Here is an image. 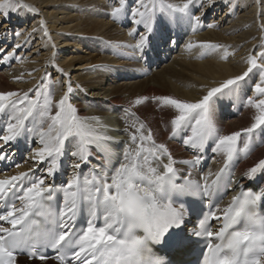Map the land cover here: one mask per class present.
<instances>
[{
	"label": "snow or ice",
	"instance_id": "6c2138e0",
	"mask_svg": "<svg viewBox=\"0 0 264 264\" xmlns=\"http://www.w3.org/2000/svg\"><path fill=\"white\" fill-rule=\"evenodd\" d=\"M213 3L215 0H207L208 7ZM197 7L201 9L199 15L194 12ZM203 8L200 0H113L108 14L117 22L131 17L134 27L128 35L135 43L125 46L139 52L143 59L157 39L176 43L165 35L170 26L187 25L192 33L205 27ZM18 9L37 12L23 0H0V14L7 16L9 10ZM40 28L49 37L43 21ZM20 47L16 43L11 51L0 49V63L13 59L22 62L16 53ZM184 47L188 53L198 49L197 59L216 55L227 61L234 55L230 46L212 42L189 40ZM259 47L261 51L247 57L246 71L207 86L195 101L162 95L132 102L136 106L151 99L159 108L170 110L169 139L179 137L186 148L193 150L196 154L190 160H176L166 144L157 143L152 130L135 118L131 107L124 110L135 118L124 129L130 143L122 152H114L112 145L119 141L108 135L99 117L78 115L71 102V79L62 82L66 91L58 100L54 99L47 74L26 92H0V161H11L15 152L10 149L23 141L30 148L33 162L27 172L0 178V264H17L18 255L45 264L49 259L47 249L55 251L57 264H173L167 259L169 254L191 251L200 240L204 241L200 253L203 259L198 264H264V211L260 210L264 188H241L224 207L214 203V198H222L221 188L234 183L232 163L264 143L259 139L264 135V36ZM97 67L103 66H93ZM254 70L259 79L251 89L253 95L243 104L255 110L252 122L239 131L223 134L214 118L217 101L239 100L246 95ZM58 71L68 75L63 69ZM22 79L23 74L14 77ZM209 141L212 151L223 157V166L202 173L199 180L191 179L189 171L179 183L176 165L195 168L201 163L199 153ZM32 143L37 146L31 147ZM93 148L102 163L84 173L82 167L90 163ZM66 155L75 158L68 165L72 173L57 183ZM40 165H45L44 175L36 176ZM243 175L250 181L264 176V159ZM205 202L207 211L200 207ZM190 213L196 214L195 221ZM213 221L219 224L215 231Z\"/></svg>",
	"mask_w": 264,
	"mask_h": 264
},
{
	"label": "bare ground",
	"instance_id": "6f19581e",
	"mask_svg": "<svg viewBox=\"0 0 264 264\" xmlns=\"http://www.w3.org/2000/svg\"><path fill=\"white\" fill-rule=\"evenodd\" d=\"M168 2L180 3L181 0ZM23 3L36 8L37 12L29 13L18 9L15 12L9 10L10 14L7 16L0 14V49L11 51L16 43H20L21 47L16 49V53L22 58V62L14 59L0 63V92H26L35 88L41 82V77L47 74L53 86L54 99L58 100L66 91L62 82L71 79L74 87L71 102L77 107L78 115L99 117L108 129V135L119 141L118 144L112 145L113 151L117 153L122 152L125 145L130 143L128 133L124 129L138 118L152 130L157 143L167 145L176 160L192 159L196 153L186 148L179 137L169 139L168 122L172 118L170 110L159 108L151 99L136 106H132V102L139 97L162 95L195 101L204 94L207 86H215L219 81L246 71L247 57L261 51L259 45L261 37L264 36V0H215L211 7H208L207 0H200V3L204 4L202 22L205 27L192 33L187 25L170 26L165 30V35L176 43L165 44L157 39L146 50L144 58L140 59L139 52L125 46L135 43L128 35L129 30L134 27L131 17L117 22L108 14L113 0H23ZM200 11L199 7L194 9L197 15ZM41 21L44 22L50 39L43 35ZM208 24L217 26L208 28ZM17 32L21 33L19 37L15 35ZM189 40L230 46L229 51H233L234 55L227 61L220 60L216 55L197 59L198 49H194L192 53L185 51L184 46ZM80 41L89 51L79 46ZM154 59L160 62L162 60L158 66L160 68L148 70L146 64ZM51 61H54V64L50 63ZM58 69H63L68 75L64 76ZM144 73L150 74L149 77L136 81ZM21 74L22 80H14V77ZM258 79L254 70V74H250L248 78L246 95H242L239 100L223 98L217 101L214 118L223 134L239 131L252 122L255 110L244 107L243 104L247 96L253 95L251 89ZM76 85L80 88H76ZM129 107L131 112L135 113V118L124 111ZM129 131L134 129L129 128ZM259 139L264 140V135ZM20 143L23 150H27L20 167L15 170V167L0 165V178L27 172L33 167L29 146L23 141ZM210 143L212 144V141ZM36 146L31 144V147ZM10 151L15 152L14 157L18 158V151L14 150L13 146ZM92 151L90 163L82 167L84 173H87L92 165L102 163L95 148ZM209 153L212 154L211 165L203 173L209 169L215 172L223 166L221 155L214 153L212 149ZM74 159L69 155L64 157L66 178L72 173L68 165ZM262 159L264 143L259 144L246 158L238 159L233 176L234 183L220 207L226 206L241 188L259 191L264 187V176H258L252 182L243 175ZM44 167L45 165L38 166L35 175H44ZM176 167L184 176L188 177L191 171V179H200L201 174L197 173V166L192 168L189 165L177 164ZM59 181L57 179V183ZM178 182L183 183V180L179 179ZM17 264L42 262H29L21 257L17 258ZM45 264L57 262L50 259Z\"/></svg>",
	"mask_w": 264,
	"mask_h": 264
},
{
	"label": "rangeland",
	"instance_id": "374dc122",
	"mask_svg": "<svg viewBox=\"0 0 264 264\" xmlns=\"http://www.w3.org/2000/svg\"><path fill=\"white\" fill-rule=\"evenodd\" d=\"M13 34H14V32H13ZM95 39H100V38H95ZM100 40H101V39H100ZM79 44H80L79 46H81V48H83L85 51H89V50H88V49L82 44L81 41H80ZM8 46H10V44L7 45V47H8ZM13 61H14V59H13ZM13 61H12V62H13ZM124 62H126V61H124ZM132 62H134V61H128V62H126V63H132ZM161 63H162V60H161V62L159 61V63H158L157 66L161 65ZM146 66H147V65H146ZM157 66H156V68H157ZM152 68H153V67H147L148 70H152ZM159 68H160V67H158V69H159ZM149 75H150V74H147V75H146V74L144 73L143 75H141V78H139V80H136V81H141V80H143V79H146V78L149 77ZM131 82H134V81H131ZM24 261H25V260H24ZM24 261H23V262H24Z\"/></svg>",
	"mask_w": 264,
	"mask_h": 264
}]
</instances>
